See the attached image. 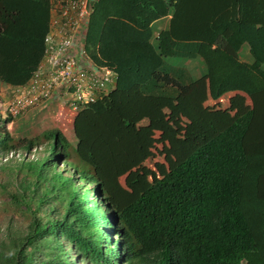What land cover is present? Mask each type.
<instances>
[{
    "label": "trees",
    "instance_id": "obj_1",
    "mask_svg": "<svg viewBox=\"0 0 264 264\" xmlns=\"http://www.w3.org/2000/svg\"><path fill=\"white\" fill-rule=\"evenodd\" d=\"M169 15L153 46L151 25ZM49 20V0H0V83L30 81ZM85 53L117 80L78 109L75 147L58 130L16 140L12 117L0 119V155L18 151L0 160V264H264V0H97ZM167 58L201 59L212 101L239 92L251 108L208 113L189 70ZM151 98L183 102L194 145L135 196L114 156H139L129 131L157 116Z\"/></svg>",
    "mask_w": 264,
    "mask_h": 264
},
{
    "label": "rangeland",
    "instance_id": "obj_2",
    "mask_svg": "<svg viewBox=\"0 0 264 264\" xmlns=\"http://www.w3.org/2000/svg\"><path fill=\"white\" fill-rule=\"evenodd\" d=\"M166 21L157 22L153 26L156 33L158 28L165 25ZM248 54L244 49L242 55ZM249 55V54H248ZM175 64L187 67L194 81L197 83V92L201 99V107L208 113L234 114L237 110L241 113L247 112L251 108L250 100L239 92L227 94L221 100L211 101L208 95L206 83V71L201 59H176ZM113 90V89H112ZM111 90V91H112ZM14 88L0 83V119L9 116L8 104L12 99ZM104 99V98H103ZM102 99V100H103ZM155 100V102H154ZM151 101L159 106L157 116L153 118H142L130 129L134 143L137 146L139 156H132L125 146L114 156L115 163L119 166L121 173L118 175L120 186L138 196L141 191L150 186L153 179L163 177L181 159L180 154L190 151L193 148L192 140L187 128L186 107L181 100H176L169 105L162 99L151 98ZM164 104L167 105L164 108ZM67 98L54 96L46 102L15 117L7 126L10 135L16 139L34 138L44 131L58 130L75 147L76 139L73 133V120L77 113ZM47 156L40 152V157ZM2 158V155H0ZM61 167L60 169H64ZM67 175V174H66ZM118 236L112 231L110 241L106 250L110 254H115L112 247H116ZM115 249V248H114ZM72 264L71 260L68 259ZM117 264H130L128 261H118Z\"/></svg>",
    "mask_w": 264,
    "mask_h": 264
},
{
    "label": "built area",
    "instance_id": "obj_3",
    "mask_svg": "<svg viewBox=\"0 0 264 264\" xmlns=\"http://www.w3.org/2000/svg\"><path fill=\"white\" fill-rule=\"evenodd\" d=\"M96 1L49 0L44 57L30 81L14 88L8 104L11 117L54 96L67 98L74 110L81 109L101 101L115 88V71L95 67L85 53L88 22Z\"/></svg>",
    "mask_w": 264,
    "mask_h": 264
},
{
    "label": "crops",
    "instance_id": "obj_4",
    "mask_svg": "<svg viewBox=\"0 0 264 264\" xmlns=\"http://www.w3.org/2000/svg\"><path fill=\"white\" fill-rule=\"evenodd\" d=\"M165 20L166 21V23H165V25H163L161 28H158L157 29V31H156V33L154 32V30H153V26H154V24H156L157 22H159V21H162V20ZM169 19H170V15L169 16H167V17H165V18H162V19H160V20H158V21H155L152 25H151V28H152V39H151V43L153 44V46H155L156 45V38H157V36H158V34L161 32V31H163V30H166L167 28H168V25H169ZM244 49H246L247 51H248V54H249V47H248V45L247 44H244L243 46H242V48H241V50H240V58H241V60L242 61H244V62H247V63H252L253 62V59H252V57L250 56V54L248 55V54H244V55H242V51L244 50ZM176 59H180V58H167L166 59V61L169 63V64H171V65H173V66H178L177 64H175V62L176 61H174V60H176ZM185 59V58H184ZM181 67H184V68H186L187 70H189L187 67H185V66H181ZM204 70L206 71V69H205V67H204ZM189 72L191 73V71L189 70ZM191 75H192V73H191ZM193 78V77H192ZM194 79V78H193ZM206 83H207V77H206ZM207 86V85H206ZM208 89V88H207ZM232 93H234V92H232ZM236 93V92H235ZM230 94V93H229ZM242 94V93H241ZM244 95V94H243ZM226 96V95H225ZM223 98V97H222ZM221 100V99H220ZM212 101V100H211Z\"/></svg>",
    "mask_w": 264,
    "mask_h": 264
},
{
    "label": "clouds",
    "instance_id": "obj_5",
    "mask_svg": "<svg viewBox=\"0 0 264 264\" xmlns=\"http://www.w3.org/2000/svg\"><path fill=\"white\" fill-rule=\"evenodd\" d=\"M9 116H10V115H9ZM12 119H14V118L12 117ZM39 148H40V147H39ZM39 148H38V149H39ZM34 153H35V152H28V153H26V155H28L30 159H33V157H34ZM17 156H18V151H9V152L6 153L5 155H3L2 158H0V160H6V159H10V160H11L12 158H15V157H17ZM60 166H61V167H65V168H64V169H60ZM66 167H67V166L64 164V162L59 161V162L57 163V167H56V169H58L59 172L62 171V173H63L65 176L69 177V176H70V173L68 172V170H67ZM66 174H67V175H66ZM103 228H104L105 230H109V229H110V226H109L108 224L104 223ZM111 234H112V233H110V236H111ZM115 234H116V232H115ZM117 239H118V238H117ZM109 241H110V237H109ZM117 241H118V240H117Z\"/></svg>",
    "mask_w": 264,
    "mask_h": 264
}]
</instances>
